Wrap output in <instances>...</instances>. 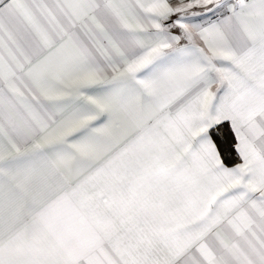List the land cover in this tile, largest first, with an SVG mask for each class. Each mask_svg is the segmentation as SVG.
Segmentation results:
<instances>
[{
  "label": "snow or ice",
  "instance_id": "6c2138e0",
  "mask_svg": "<svg viewBox=\"0 0 264 264\" xmlns=\"http://www.w3.org/2000/svg\"><path fill=\"white\" fill-rule=\"evenodd\" d=\"M0 264H264V0H0Z\"/></svg>",
  "mask_w": 264,
  "mask_h": 264
}]
</instances>
